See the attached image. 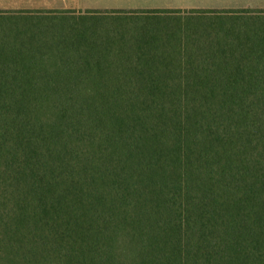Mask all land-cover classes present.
I'll list each match as a JSON object with an SVG mask.
<instances>
[{
	"label": "trees",
	"instance_id": "obj_1",
	"mask_svg": "<svg viewBox=\"0 0 264 264\" xmlns=\"http://www.w3.org/2000/svg\"><path fill=\"white\" fill-rule=\"evenodd\" d=\"M0 264H264V10L0 9Z\"/></svg>",
	"mask_w": 264,
	"mask_h": 264
},
{
	"label": "rangeland",
	"instance_id": "obj_2",
	"mask_svg": "<svg viewBox=\"0 0 264 264\" xmlns=\"http://www.w3.org/2000/svg\"><path fill=\"white\" fill-rule=\"evenodd\" d=\"M73 10L87 11L89 9H240L252 8L264 10V0H0L1 10ZM238 16V15H237ZM226 17V14H211L198 19L200 21L226 22L237 20L240 22H254L262 20L260 17ZM136 17L120 22L130 23ZM135 23V22H134ZM217 27V26H215Z\"/></svg>",
	"mask_w": 264,
	"mask_h": 264
},
{
	"label": "crops",
	"instance_id": "obj_3",
	"mask_svg": "<svg viewBox=\"0 0 264 264\" xmlns=\"http://www.w3.org/2000/svg\"><path fill=\"white\" fill-rule=\"evenodd\" d=\"M23 9H27V8H23Z\"/></svg>",
	"mask_w": 264,
	"mask_h": 264
}]
</instances>
